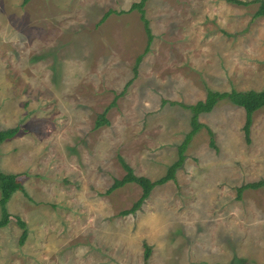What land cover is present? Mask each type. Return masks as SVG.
Returning a JSON list of instances; mask_svg holds the SVG:
<instances>
[{"label":"rangeland","instance_id":"obj_1","mask_svg":"<svg viewBox=\"0 0 264 264\" xmlns=\"http://www.w3.org/2000/svg\"><path fill=\"white\" fill-rule=\"evenodd\" d=\"M136 1L0 0V129L19 127L0 146V169L25 188L7 204L0 264H145L146 244L148 264H264V187L237 197L264 178V107L249 140L243 107L222 99L201 113L177 180L135 213L120 211L140 185L107 193L125 174L119 155L137 175L166 174L191 129L185 105L210 89L264 88L259 3L147 0L145 52L140 13L128 11Z\"/></svg>","mask_w":264,"mask_h":264},{"label":"trees","instance_id":"obj_2","mask_svg":"<svg viewBox=\"0 0 264 264\" xmlns=\"http://www.w3.org/2000/svg\"><path fill=\"white\" fill-rule=\"evenodd\" d=\"M29 0H25L27 2ZM232 3L240 4V5H249L251 3H259L258 9L254 13V17L264 16V0H229ZM147 0H138L132 4L128 11H132L134 9L138 10L140 13L141 20L143 21L144 28L147 34L148 43L145 49L147 52L150 48V45L153 40V33L150 27V21L146 16V5ZM113 12H116L113 9H109L102 17L100 22L106 20V18ZM117 12H125V11H117ZM143 58V54L137 57V61L134 67V72L137 74V68L139 63ZM133 79L129 80L126 84L124 89L118 93L114 100L107 106V108L99 115L96 126L99 127L103 124H108L109 121L106 117L108 110L116 105L117 98L124 94L127 90V87L132 82ZM227 99L234 103L235 105L241 106L246 111V120L244 123V133L247 140L250 139L251 134V126L253 122V114L260 108L264 107V88L260 91L256 90H248V91H240L237 89H231L230 91H217V90H208L207 96L204 100H199L194 104L185 105L187 108L190 109L192 112L191 116V129L186 134L184 141L179 146L178 151V159L174 161L169 167L165 175L161 176L156 180H152L145 175H137L134 172L133 167L122 157L119 155L120 163L122 164L125 174L122 178H116L111 185V187L107 190V193H111L113 190L120 188L128 183H136L140 185L142 188V194L140 198L128 209H124L120 211L122 215H128L135 213L139 210L143 204V202L150 196L152 190L160 184H164L170 180H177V170L184 164V161L187 157L186 149L193 138L194 134L200 130L205 125L199 121V115L203 112H210L216 106V104L222 100ZM209 135H210V145L216 146L215 140V132L209 127L206 126ZM19 131V127H10L6 129H0V146L1 144L9 139L14 137ZM18 174L14 172H4L0 169V207H1V218H0V228L6 226L10 221V212L8 210L7 204L13 194L19 190L24 191L25 188L22 182L18 178ZM264 187V178L259 179L257 181L247 182L237 188V197L241 198L243 192L248 188H261ZM18 224L23 228L22 235L20 236V243L24 244L26 238L28 237V227L25 220H23L20 216H17ZM145 252H144V261L145 264H148L149 258L151 255V247L146 244L145 245Z\"/></svg>","mask_w":264,"mask_h":264},{"label":"crops","instance_id":"obj_3","mask_svg":"<svg viewBox=\"0 0 264 264\" xmlns=\"http://www.w3.org/2000/svg\"><path fill=\"white\" fill-rule=\"evenodd\" d=\"M254 90V89H253ZM207 96V95H206ZM202 100H204V99H202ZM217 105V104H216ZM214 109V108H213ZM211 112V111H210ZM203 113H205V112H203Z\"/></svg>","mask_w":264,"mask_h":264}]
</instances>
